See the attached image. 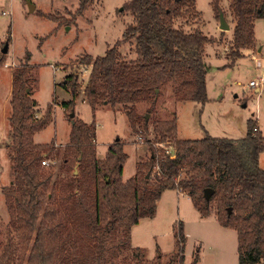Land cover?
Returning <instances> with one entry per match:
<instances>
[{"label":"trees","instance_id":"obj_1","mask_svg":"<svg viewBox=\"0 0 264 264\" xmlns=\"http://www.w3.org/2000/svg\"><path fill=\"white\" fill-rule=\"evenodd\" d=\"M92 1L79 0L77 12L82 14ZM213 2L219 17L220 0ZM230 2L236 22L232 53L238 57L241 49L256 44V19L264 14V0ZM124 10L134 19L122 40L102 56L81 59L91 66L82 91L95 110L99 104L121 105L133 131L142 137L150 133V123L139 114L137 104L149 103L151 112L160 96L157 90L165 84L172 85L179 102L208 100L205 52L214 38L192 25L201 16L196 0H128ZM132 40L136 58L128 60L120 46ZM29 72L27 62L12 71V131L7 146L13 180L2 189L12 218L7 240L0 246V264H130L131 259L133 264H147L141 247L132 248L131 258L123 253L131 247V227L156 214L157 201L166 189L187 192L203 216L211 215L215 201L220 223L237 230L238 264L264 262V168L260 166L264 134L256 120L248 119L244 138L206 135L196 140L178 138L177 114L156 121L153 138H145L149 158L140 161L136 175L124 181L128 159L124 143L115 140L99 158L95 120L87 123L70 115L74 122L63 150L53 141L34 142V134L46 127L53 109L50 105L37 117ZM62 84L72 91L73 99L61 103L73 112L80 95L78 74H69ZM162 143H175L174 153L161 148ZM54 151L61 156L55 176L54 166L45 170L42 164ZM205 188L215 190L209 200ZM179 224L178 251L172 258L180 255L182 263L185 234Z\"/></svg>","mask_w":264,"mask_h":264},{"label":"rangeland","instance_id":"obj_2","mask_svg":"<svg viewBox=\"0 0 264 264\" xmlns=\"http://www.w3.org/2000/svg\"><path fill=\"white\" fill-rule=\"evenodd\" d=\"M127 1L93 0L80 14L77 12L79 0H0V246L7 240L12 218L2 192L13 180L7 146L12 131V71L24 62L30 65V87L37 102V117L41 118L50 105L53 109L46 127L34 134V142L53 141L61 150L69 143L72 111L64 109L61 102L73 99V95L62 83L69 74L77 73L80 95L75 101L74 120L96 121L95 142L99 158L105 157L115 140L123 141L128 155L124 181L136 175L140 161L149 158L151 150L145 138H153L154 122L172 119L175 114L178 138L182 139L196 140L206 135L244 138L250 118L257 121L264 134V83L260 91H257L259 86L250 85L251 80L259 81L264 75V14L256 19L255 46L244 47L240 56L235 57L232 42L236 22L230 0H220L224 19L229 23L227 30L220 28L221 20L213 0H196L201 16L193 19L192 25L214 38L205 52L206 102H179L172 85L165 84L160 88L156 107L151 112H148L149 103L137 104L139 114H149L150 133L142 137L133 131L121 105L99 104L96 110L92 108L82 91L89 80L91 66L82 63L81 59L86 55L102 56L109 47L122 40L127 25L134 19L131 12L124 10ZM29 3L34 6L33 11ZM3 11L8 12L4 14ZM7 43L8 51L3 53ZM120 51L125 59L136 58L135 42H125ZM160 147L174 153L175 143H162ZM48 160L49 164H42L45 170L54 166L55 176L61 156L57 157L54 151ZM260 166L264 168V153L260 157ZM156 208L154 216L142 218L131 227V247L123 255L131 258L132 248L141 247L146 251L147 264H194L196 257L199 259L195 264L239 263L237 230L220 223L215 201L211 203V215L203 216L187 192L166 189ZM179 223L183 224L185 234L182 263L180 255L175 256V260L172 258L178 251ZM129 263L133 264L134 260Z\"/></svg>","mask_w":264,"mask_h":264},{"label":"water","instance_id":"obj_3","mask_svg":"<svg viewBox=\"0 0 264 264\" xmlns=\"http://www.w3.org/2000/svg\"><path fill=\"white\" fill-rule=\"evenodd\" d=\"M29 5H30L29 6L30 10L33 11L35 9L34 6L31 3H29ZM219 19L221 20L220 28L222 30H227L229 28V23L227 22L226 19H224L223 13L220 14ZM7 51H8V43L6 44V46H5L4 50H3V53H7ZM157 92H159V90H157ZM75 115H76V113H75V111H73L71 113V117L74 119ZM148 116H149V114L147 115V118H148ZM73 122H74V120L72 121V123ZM75 173H77V168L75 169ZM214 191L215 190H213L211 188H205V197H206L207 200H209L211 198V196L214 194Z\"/></svg>","mask_w":264,"mask_h":264},{"label":"built area","instance_id":"obj_4","mask_svg":"<svg viewBox=\"0 0 264 264\" xmlns=\"http://www.w3.org/2000/svg\"><path fill=\"white\" fill-rule=\"evenodd\" d=\"M7 12L8 11H3L4 14H6ZM263 83H264V75H262V77H260L259 81H255V80L250 81V85L251 86H259V90H261ZM43 164H49V160L44 159Z\"/></svg>","mask_w":264,"mask_h":264},{"label":"crops","instance_id":"obj_5","mask_svg":"<svg viewBox=\"0 0 264 264\" xmlns=\"http://www.w3.org/2000/svg\"><path fill=\"white\" fill-rule=\"evenodd\" d=\"M256 26V25H255ZM257 91H260L259 88L257 89Z\"/></svg>","mask_w":264,"mask_h":264}]
</instances>
